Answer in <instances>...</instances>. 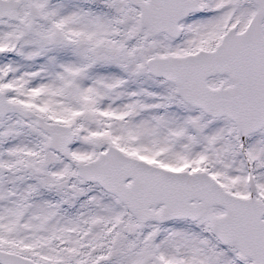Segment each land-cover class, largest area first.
I'll use <instances>...</instances> for the list:
<instances>
[{
  "label": "snow or ice",
  "instance_id": "snow-or-ice-1",
  "mask_svg": "<svg viewBox=\"0 0 264 264\" xmlns=\"http://www.w3.org/2000/svg\"><path fill=\"white\" fill-rule=\"evenodd\" d=\"M0 264H264V0H0Z\"/></svg>",
  "mask_w": 264,
  "mask_h": 264
}]
</instances>
